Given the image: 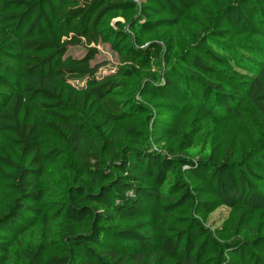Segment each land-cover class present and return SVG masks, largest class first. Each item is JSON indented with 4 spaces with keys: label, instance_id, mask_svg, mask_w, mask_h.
<instances>
[{
    "label": "trees",
    "instance_id": "16d2710c",
    "mask_svg": "<svg viewBox=\"0 0 264 264\" xmlns=\"http://www.w3.org/2000/svg\"><path fill=\"white\" fill-rule=\"evenodd\" d=\"M0 264H264V0H0Z\"/></svg>",
    "mask_w": 264,
    "mask_h": 264
},
{
    "label": "rangeland",
    "instance_id": "374dc122",
    "mask_svg": "<svg viewBox=\"0 0 264 264\" xmlns=\"http://www.w3.org/2000/svg\"><path fill=\"white\" fill-rule=\"evenodd\" d=\"M96 48L97 54L91 61L92 65H99L96 76L100 77L112 73L119 63L116 53L111 50L109 45L106 43H99ZM68 54L72 57L79 58L85 54V48L83 46L70 47L68 50ZM73 84L76 86L83 85L81 81H73Z\"/></svg>",
    "mask_w": 264,
    "mask_h": 264
}]
</instances>
